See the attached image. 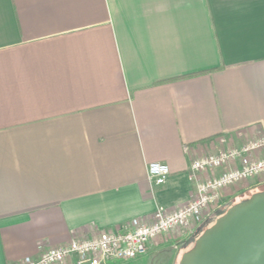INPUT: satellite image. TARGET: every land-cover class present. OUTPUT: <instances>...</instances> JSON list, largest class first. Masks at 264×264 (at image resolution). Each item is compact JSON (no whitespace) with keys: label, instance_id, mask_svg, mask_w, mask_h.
I'll list each match as a JSON object with an SVG mask.
<instances>
[{"label":"crops","instance_id":"1","mask_svg":"<svg viewBox=\"0 0 264 264\" xmlns=\"http://www.w3.org/2000/svg\"><path fill=\"white\" fill-rule=\"evenodd\" d=\"M252 126L264 0H0V264L185 203L191 160ZM190 238L140 257L173 247L178 264Z\"/></svg>","mask_w":264,"mask_h":264},{"label":"built area","instance_id":"2","mask_svg":"<svg viewBox=\"0 0 264 264\" xmlns=\"http://www.w3.org/2000/svg\"><path fill=\"white\" fill-rule=\"evenodd\" d=\"M236 136L240 140L237 144L227 136H218L220 147L191 160L188 176L194 190L185 203L171 208L156 207L129 226L72 236L66 244L43 247L37 257H25L19 264H110L143 255L159 236H190L224 206L225 192L249 179L264 183V130L252 126L241 129ZM167 174L166 163H148L150 183L162 184Z\"/></svg>","mask_w":264,"mask_h":264},{"label":"water","instance_id":"3","mask_svg":"<svg viewBox=\"0 0 264 264\" xmlns=\"http://www.w3.org/2000/svg\"><path fill=\"white\" fill-rule=\"evenodd\" d=\"M178 264H264V189L232 203Z\"/></svg>","mask_w":264,"mask_h":264},{"label":"rangeland","instance_id":"4","mask_svg":"<svg viewBox=\"0 0 264 264\" xmlns=\"http://www.w3.org/2000/svg\"><path fill=\"white\" fill-rule=\"evenodd\" d=\"M264 187V186H263ZM249 194H245L243 196L244 198L247 197ZM232 203L229 202L227 205L223 207V210L225 211ZM217 218L216 214H213L209 218H207L202 224L200 225L192 234L190 240L180 248L181 254L188 250L194 243L195 239L202 233V231L210 226L214 220ZM174 248H166L164 250H157L154 253L148 254L146 256L140 257L136 256L132 259H127V260H118L111 262L110 264H175L174 259H175V252Z\"/></svg>","mask_w":264,"mask_h":264},{"label":"trees","instance_id":"5","mask_svg":"<svg viewBox=\"0 0 264 264\" xmlns=\"http://www.w3.org/2000/svg\"><path fill=\"white\" fill-rule=\"evenodd\" d=\"M264 189V187L263 186H261L258 190H256V191H259V190H263ZM255 192V191H254ZM251 194V193H250ZM246 198V197H245ZM235 202H237V201H235ZM234 202V203H235ZM224 212V210H223V208H221V209H219L218 211H216L214 214H216V216L218 217L220 214H222ZM180 256H181V254H180ZM180 256H179V258H180Z\"/></svg>","mask_w":264,"mask_h":264}]
</instances>
